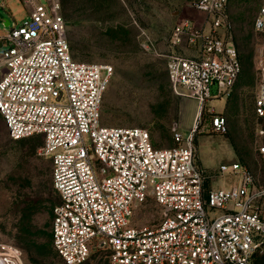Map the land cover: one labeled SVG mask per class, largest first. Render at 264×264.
I'll list each match as a JSON object with an SVG mask.
<instances>
[{
    "label": "built area",
    "instance_id": "2783aa9c",
    "mask_svg": "<svg viewBox=\"0 0 264 264\" xmlns=\"http://www.w3.org/2000/svg\"><path fill=\"white\" fill-rule=\"evenodd\" d=\"M22 1L30 16L0 32V113L12 141L42 137L38 155L52 161L60 197L52 232L61 262L51 264H85L93 251L108 264H253L264 244V187L253 172L224 164L220 172L237 181L208 190L209 177L196 164L195 130L185 137L175 126L176 146L157 149L146 129L102 127L114 68L75 61L60 0ZM230 1L193 2L204 24L182 20L168 43L172 51L162 55L173 91L195 99L201 111L209 100L228 97L242 72ZM254 29L264 35V8ZM261 51L264 57V44ZM259 73L255 111L264 157V59ZM208 114L214 130L226 134V118L215 109ZM149 198L162 220L133 226ZM0 264L26 263L16 247L2 245Z\"/></svg>",
    "mask_w": 264,
    "mask_h": 264
},
{
    "label": "rangeland",
    "instance_id": "374dc122",
    "mask_svg": "<svg viewBox=\"0 0 264 264\" xmlns=\"http://www.w3.org/2000/svg\"><path fill=\"white\" fill-rule=\"evenodd\" d=\"M197 0H61L68 40L73 57L80 63L110 65L114 78L105 95L101 126L143 128L150 132L157 149L176 146L173 128L185 137L193 130L198 167L209 177L211 189L230 187L235 180L223 175L220 167L238 162L264 186L263 140L255 105L261 84L260 64L264 59V35L255 31L254 22L264 0H231L227 9L232 22V38L239 50L242 74L228 97L209 100L201 111L190 97L177 95L170 84L164 53L174 27L184 19L202 26L206 16L192 7ZM48 6V0H40ZM30 7L22 0H0V32L5 35L30 16ZM2 49H0V56ZM191 55V54H190ZM217 88H212V94ZM211 109L226 118L227 133L214 130ZM42 137L13 142L0 115V247H16L26 264L59 263L56 251L43 261L33 258L16 242L21 218L34 201L42 182L53 186L51 162L39 157ZM57 196L55 200L57 203ZM217 214H220L217 212ZM162 220L152 198L140 206L132 225L154 227ZM132 221V220H131ZM52 216L42 212L35 229L51 231ZM86 264H108L104 255L93 251Z\"/></svg>",
    "mask_w": 264,
    "mask_h": 264
},
{
    "label": "trees",
    "instance_id": "16d2710c",
    "mask_svg": "<svg viewBox=\"0 0 264 264\" xmlns=\"http://www.w3.org/2000/svg\"><path fill=\"white\" fill-rule=\"evenodd\" d=\"M70 46H71V43H70ZM71 50H72V47H71ZM176 51L178 53L183 52V50L180 48H177ZM72 54H73V51H72ZM242 69H243V66H242ZM32 138L24 139L21 141L31 140ZM21 141H17V142H21ZM43 144H44V141L42 140L41 147L43 146ZM46 160L51 162V168L53 172L52 161L50 159H46ZM207 189L209 190L210 186L207 187ZM55 194L58 197L57 203L55 200ZM36 196L37 197L34 198V201L28 205L27 209H25L23 213V216L21 218V229L18 232V235L16 237V242L19 248H21L25 252H31V255H33V258L37 259L38 261H43L47 259L48 256L53 254L55 250L54 243H53V232H52V225H53V219H54L53 212H54L55 206L59 204L60 202V197L54 187V182H53V186L49 182H42L39 185V191H38V194H36ZM263 207H264V201H263ZM42 212H47L50 214V216H52V225H51L50 232L47 231L45 228L35 229L34 227L35 220ZM100 254L104 255L103 253H100ZM253 264H264V244L261 250L255 255Z\"/></svg>",
    "mask_w": 264,
    "mask_h": 264
},
{
    "label": "water",
    "instance_id": "95a60500",
    "mask_svg": "<svg viewBox=\"0 0 264 264\" xmlns=\"http://www.w3.org/2000/svg\"><path fill=\"white\" fill-rule=\"evenodd\" d=\"M0 23H5L6 26H9V22L4 21L2 14H0Z\"/></svg>",
    "mask_w": 264,
    "mask_h": 264
},
{
    "label": "crops",
    "instance_id": "0c3cea01",
    "mask_svg": "<svg viewBox=\"0 0 264 264\" xmlns=\"http://www.w3.org/2000/svg\"><path fill=\"white\" fill-rule=\"evenodd\" d=\"M236 45V44H235ZM237 47V46H236ZM238 49V48H237ZM239 51V50H238ZM185 53L187 54V55H190L191 53H190V51H185ZM240 55V54H239Z\"/></svg>",
    "mask_w": 264,
    "mask_h": 264
}]
</instances>
